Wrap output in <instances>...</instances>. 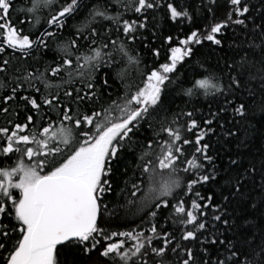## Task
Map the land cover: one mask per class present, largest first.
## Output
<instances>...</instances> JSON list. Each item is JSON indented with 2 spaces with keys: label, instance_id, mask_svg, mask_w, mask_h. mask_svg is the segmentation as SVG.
Wrapping results in <instances>:
<instances>
[{
  "label": "snow or ice",
  "instance_id": "obj_1",
  "mask_svg": "<svg viewBox=\"0 0 264 264\" xmlns=\"http://www.w3.org/2000/svg\"><path fill=\"white\" fill-rule=\"evenodd\" d=\"M15 3L0 0V53L12 50L8 58L0 56V112L8 114L5 105L15 102L26 116L0 126V157H17L14 166L0 168V264H77L64 250H95L104 264H169V254L176 264H264V145L259 165L256 155L244 151L257 136L264 140V104L252 111L248 103L257 79L264 95V0L260 23L251 16L256 5L250 0H228L230 11L206 34L191 30L170 46L164 62L143 69L131 47L136 33L148 27L157 9L173 22L194 21L193 3ZM113 3L136 18L110 11ZM13 11L19 25L35 31L18 28ZM69 21H77L75 31L62 41ZM230 26L242 28L245 44L221 47L223 57L210 64L196 46L205 40L222 46L218 34ZM173 39L166 37L170 45ZM50 41L57 56L41 70L35 64L53 50ZM150 51L159 58V49ZM129 66L137 69L138 82H128ZM102 69L105 76L99 77ZM110 73L124 89L116 99L108 93ZM201 94L208 103L198 118L196 107L172 111L177 99L187 106L196 98L199 104ZM245 94L248 100L241 99ZM29 109H47L49 118L37 124ZM128 155L134 167L122 163ZM205 186L206 196L197 190ZM109 193L111 208L105 203ZM121 215L140 224L110 233L100 226L102 219ZM169 216L180 226L179 236L163 226ZM183 242L197 243L199 251Z\"/></svg>",
  "mask_w": 264,
  "mask_h": 264
},
{
  "label": "trees",
  "instance_id": "obj_2",
  "mask_svg": "<svg viewBox=\"0 0 264 264\" xmlns=\"http://www.w3.org/2000/svg\"><path fill=\"white\" fill-rule=\"evenodd\" d=\"M186 3H193L195 5V10L193 12L194 15V21L190 22L187 19L179 18V22H173L168 18H165L164 13L157 9L154 13L155 19L153 20L151 16H149L148 19V27L146 29H141L138 33H136L137 39L134 43L131 44V47L136 50V52L140 55L142 63L140 65V68L143 69L145 65L148 67H152L154 63L157 62H164L166 55L169 54L168 49L170 46H176L178 43V39H182L185 37V34L189 33L191 30L199 29L202 34H206L208 27L214 23L221 21L225 18L226 14L230 11V4L228 3V0H216L215 4H211L210 0H180V4L183 6ZM250 3L253 5H256V8L252 10L251 16L256 19V23H260L259 16L260 12L258 11L260 7V0H250ZM20 4V0H16V3L14 7L18 6ZM211 7V11L208 10V8ZM110 11H121L124 12L123 7H118L115 3H113L112 9ZM151 11V10H150ZM12 22L17 25V27H24L26 31H35V28L29 27L27 24L21 26L19 25V16L16 11H13L11 13ZM124 19H135V15L132 12H124ZM249 27H252V20L247 21ZM77 24V21H69V26L66 28L62 34H60V39L62 41H66L71 32L75 31V25ZM173 36V42L171 45L166 40L167 36ZM251 35L255 36V33H251ZM2 35H0V39H2ZM218 38H222L223 43L222 46H216L213 45L210 41L205 40L203 42V46L197 45L196 48L198 49V52L202 54L204 57L208 58V62L210 64H214L217 59H220L223 57L224 52L221 51V47L225 51L229 49V45L234 44H245L246 38L244 35V32L241 27L235 26V27H228L225 28L221 34H218ZM259 41L257 40V43ZM52 45V51H47L44 55L42 61L40 63L35 64V67L43 69L44 63H50L52 59L56 58L57 53L55 51V43L52 41L49 42ZM144 45H147L148 48L146 49ZM155 48L159 49L160 56L159 58H156L153 56L150 49ZM215 49V51H213ZM12 54V50L8 49L7 53H0V56H3L4 58H8L9 55ZM230 54V53H229ZM37 59L39 60L40 57L37 56ZM257 68H259V65H257ZM127 74H128V82H138L140 80V76L137 72V69L134 66H129L127 68ZM99 77L105 76V70H101L98 73ZM110 83L112 84V87L108 89V93H111V99H116L117 96L123 95V85L121 81L117 78H114L113 74H109ZM255 85V97L253 100H248L247 94L242 95V100H248L250 110L254 111L256 107H258L261 104H264V95H262L259 91L260 82L259 79L253 82ZM4 95L3 89H0V96ZM187 99V97H185ZM105 100H109V96L105 95ZM196 98H192L193 103L189 105H185L184 102L180 99H177L175 104L172 107V111L179 112L181 108L185 112L191 111L192 107H196L200 109V112L196 113V117L198 118L200 115L204 114L207 108L208 98L204 97L202 94L199 97L200 103H195ZM3 102L0 101V104ZM6 107H9L10 111L8 114H4L3 112H0V126H6L9 120H12L13 122H23L26 116V112L22 105L17 107V104L15 102L5 105ZM29 112L33 114L34 119L37 121V124L40 123V118L43 117L44 120H47L49 117L47 115V109H44L40 114H36L29 109ZM52 118H55V113H52ZM257 120L260 119L261 114L256 113ZM185 117L180 118V123H183ZM255 123V121H253ZM241 132H243V128L241 129ZM185 138L194 139V135H188L185 134ZM215 139V138H213ZM264 145V140H262L259 136L256 137V139L253 142V147L248 150L245 149L244 151L250 152L253 155H256V163L259 165L260 159L258 156V151L261 149V146ZM187 151L191 152L192 148L190 146H186ZM216 148H220L221 145L216 144L214 145ZM232 147L234 148L235 145L233 144ZM17 157L13 156L11 159H6L0 157V168L3 167H12L15 164ZM126 162L129 167H134L135 160L133 156L128 155L126 161H122V163ZM121 171H124L123 167L120 169ZM183 176V174H181ZM116 180L121 181V186H123L122 183V177L117 175L115 177ZM207 186H205L204 189L198 188L197 190L201 192V195L207 194L206 192ZM117 191H119L117 189ZM179 195H183L182 193L177 190ZM179 198V197H178ZM191 198H195L194 195ZM186 201L190 203V200H188L187 197H185ZM112 200V194L109 193L105 203L109 204V208L112 207L111 204ZM105 218L107 219V214H105ZM173 219L175 217L169 216L165 221L162 222L163 226L166 228L167 231L171 232L174 229L177 230V236H179V225L173 224ZM140 224L139 219H134L129 217L128 219H125L123 215H121L120 219H116L115 217H112L108 222H105V220H101L100 226L105 229L107 232L111 231H127L133 228H136V226ZM115 239V238H114ZM123 239V238H121ZM128 244L133 243V241H128ZM188 247H192L197 252L199 251V245L195 242H183ZM65 254L74 258L77 262V264H104V258L100 257L98 255L97 251H93L90 254H81L76 252H68L67 250H64ZM159 259V258H157ZM169 261V264H176V256L169 254L168 257L165 258ZM200 257L197 256V260L199 261ZM150 264L152 262L150 261Z\"/></svg>",
  "mask_w": 264,
  "mask_h": 264
}]
</instances>
